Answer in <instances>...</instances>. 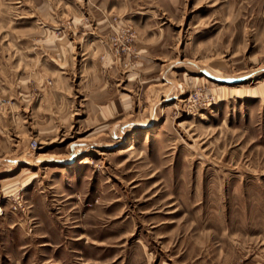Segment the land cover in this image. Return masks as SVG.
I'll use <instances>...</instances> for the list:
<instances>
[{
  "label": "rangeland",
  "instance_id": "rangeland-1",
  "mask_svg": "<svg viewBox=\"0 0 264 264\" xmlns=\"http://www.w3.org/2000/svg\"><path fill=\"white\" fill-rule=\"evenodd\" d=\"M0 264H264V0H0Z\"/></svg>",
  "mask_w": 264,
  "mask_h": 264
},
{
  "label": "bare ground",
  "instance_id": "bare-ground-1",
  "mask_svg": "<svg viewBox=\"0 0 264 264\" xmlns=\"http://www.w3.org/2000/svg\"><path fill=\"white\" fill-rule=\"evenodd\" d=\"M131 148V147H130ZM130 148H128V149H130ZM23 171V170H22Z\"/></svg>",
  "mask_w": 264,
  "mask_h": 264
}]
</instances>
